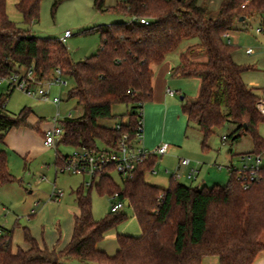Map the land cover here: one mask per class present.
Here are the masks:
<instances>
[{
    "label": "trees",
    "instance_id": "16d2710c",
    "mask_svg": "<svg viewBox=\"0 0 264 264\" xmlns=\"http://www.w3.org/2000/svg\"><path fill=\"white\" fill-rule=\"evenodd\" d=\"M64 0H53L56 8ZM220 0L216 14L210 16L206 0H115L105 7V0H92L100 12H115L128 22L94 25L82 30L99 35L97 51L82 61L73 62L59 39L35 37L28 28L11 21L5 11L6 0H0V77L31 67L35 77L50 78L55 70L72 80L66 99H74L81 108L77 117L60 122L59 142L72 147L98 149L97 144L115 147L121 133L100 121L116 120L111 112L114 104H129L133 108L147 102L152 93L153 64L161 63L168 53L190 38L179 56V63L170 70L171 77L197 78L195 96H182L181 111L186 124L195 125L200 134L201 149L216 129L228 125L225 142L248 135L250 153L264 152L258 126L264 115L256 108L259 97L245 84L241 74L247 69L232 60V47L224 38L237 20L260 15L264 30V0ZM41 0H15L22 21L30 26L39 16ZM132 18H145L140 24ZM0 100V143L12 128L26 127L30 109L23 107L17 114L5 108ZM121 131L132 134L135 111L126 113ZM245 125V129L243 126ZM221 136V137H222ZM149 156L123 179L121 187L108 172L88 186L72 191L77 207L73 216L69 241L57 249L41 247L23 229L27 247L15 251L10 246L11 231L2 228L0 264H65L68 259L96 264H201L203 257L215 256L219 264H251L264 252V167L259 179L242 188L238 173L229 171L223 186H195L178 183L170 175L168 185L159 187L145 181L158 160ZM107 170H109L107 168ZM9 172L7 155L0 150V186L14 182ZM109 198L117 194L127 201L140 228L133 237L117 234V250L108 255L97 244L104 234L125 219L122 211L111 212L94 219L89 190Z\"/></svg>",
    "mask_w": 264,
    "mask_h": 264
},
{
    "label": "rangeland",
    "instance_id": "374dc122",
    "mask_svg": "<svg viewBox=\"0 0 264 264\" xmlns=\"http://www.w3.org/2000/svg\"><path fill=\"white\" fill-rule=\"evenodd\" d=\"M219 1L206 0L210 16L216 14ZM52 2L53 0H41L38 19L30 26L23 23L20 12L14 6L15 0H6L5 11L11 21L21 28H28L30 34L35 37L59 39L65 30L70 31L71 36L65 39L64 46L73 62L82 61L94 54L100 44L97 33H84L82 30L94 25L128 22V18L122 14L97 11L93 7L92 0H64L56 8L52 7ZM114 3L115 0H105L104 5L108 7ZM255 28H261L260 15L235 21L224 39L229 40L228 43L232 47V60L238 65L247 67L241 74L243 82L252 88L256 96L264 100V36L261 33L256 34ZM188 42H197V38L183 40L170 58H175L178 52L183 51ZM246 49H250L251 53H245ZM51 78L65 80L64 84L54 83L49 86L50 100L53 97L60 100L56 105L47 100L32 98L16 88L4 99L6 110L10 113L17 114L23 107L30 109L26 119L28 126L13 128L7 132V138L14 136V144H17V141L22 143L25 150L23 154L19 155V152L10 148L6 142L0 143V150L7 153L8 170L16 179L14 182L0 186V225L12 231V241H22V230L28 229L37 243L44 248L54 243L56 232L59 242L64 241L65 224L71 221L76 212L72 191L91 182L88 174L61 173L56 169V153L62 156L70 155L75 151V147L61 143H57L56 146L44 144L42 133L51 123L56 112H59V119L67 114L71 117L81 114V108L76 105L75 100L66 99L67 92L73 84L72 80L55 74ZM186 79L181 89L170 87L172 91H177L171 99L176 103V108H170L165 128L161 126L158 132L167 139L178 140L165 141V143H172L175 149L180 147L181 153L158 160L153 170L145 174L147 182L163 188L168 185L170 177L164 169L169 171L175 169L177 157L190 159L196 165L199 163L201 168L199 180L204 173L210 176L218 173L216 174L218 176H212V180L223 177L226 181L229 176L228 167L231 165L240 168L241 155L252 151V142L248 135H243L233 142L221 141V136L229 133L228 125L216 129L207 140V148L201 149L199 132L192 123L186 127V117L181 111L179 97L191 98L192 95L189 93L198 89L194 80ZM6 90L7 82H0V100ZM131 110L136 109H132L129 104H114L111 106V112L120 115V118L100 121V123L107 126L118 121L124 123L127 121L126 113ZM178 111L179 119L173 116ZM257 131L264 140V124H260ZM97 146L102 148L103 144L98 143ZM110 175L114 183L121 187L122 179L113 171ZM176 181L195 187L198 180L190 181L181 176ZM53 189H61L63 192L57 201L50 198ZM84 189L86 193L88 188ZM89 195L93 218H103L109 213L112 199L106 195H98L93 187L89 190ZM120 211L125 215V219L108 230L97 244L98 248L102 247L101 250L108 255H113L117 250L115 241L117 234L133 237L140 235V228L131 209L124 205ZM260 239L264 241V234ZM65 264L96 263H81L76 259H68Z\"/></svg>",
    "mask_w": 264,
    "mask_h": 264
},
{
    "label": "built area",
    "instance_id": "2783aa9c",
    "mask_svg": "<svg viewBox=\"0 0 264 264\" xmlns=\"http://www.w3.org/2000/svg\"><path fill=\"white\" fill-rule=\"evenodd\" d=\"M250 0H244L241 4V7H244ZM138 21L140 24H147L145 18H132ZM254 32L256 34L261 33L264 36V30L262 28H255ZM70 31L65 30L63 36L59 39L60 42L64 43L65 38L70 35ZM228 41V40H227ZM245 53H251L250 49H246ZM54 74L60 76L59 71L55 70ZM7 82V90H13L14 88L22 91L26 95L32 98H38L41 100H47L53 104H58L59 99L53 97L50 100L49 95V86L54 83H65V80L61 78H48V79H39L35 77L34 72L31 67L25 68L12 72L11 74L0 77V82ZM165 93L172 97L174 96V91L169 88L165 89ZM142 103L135 110V125L134 130L131 133L128 131H121L122 124L126 122H115L111 127L113 130L121 133V136L115 147H109L108 145H103L102 148H84L77 147L70 155H59L57 154L56 169L57 171L70 172L74 174H88L91 178L90 183H85L84 186L88 187L92 185L93 182L97 181L98 177L103 172L111 171L115 172L122 180L131 177L132 172L135 168L144 162L149 156L160 157L166 153L168 144L161 142L153 149H145L143 147V117H142ZM258 112L264 115V100L259 99L256 104ZM59 112H56L55 116L52 118L50 126L43 132L44 144L47 146H56L59 142V138L62 134V129L60 122L64 118H71L70 114L59 119ZM221 141L225 142V136L221 137ZM264 143V140H263ZM253 154V155H251ZM241 167L237 168L235 166H229L228 172L234 170L238 173L237 179L241 180V185L243 189H246L249 184L253 181H257L259 177L257 176L258 171L261 167H264V152L261 153H246L241 155ZM190 160L187 158H180L178 160L177 168L171 174L174 179H177L182 176L179 171V167H188L186 173V178L192 181L197 172L195 166L189 167ZM107 168L109 170H107ZM63 194L61 189H53L50 194V198L57 201L60 196ZM112 203L109 210L111 212H116L121 210L124 206V201L119 199L117 194H114L112 197ZM2 226L0 225V235L3 234Z\"/></svg>",
    "mask_w": 264,
    "mask_h": 264
},
{
    "label": "crops",
    "instance_id": "0c3cea01",
    "mask_svg": "<svg viewBox=\"0 0 264 264\" xmlns=\"http://www.w3.org/2000/svg\"><path fill=\"white\" fill-rule=\"evenodd\" d=\"M62 36L63 35H61L59 37V39ZM70 36H71V34L68 37H70ZM68 37H66V38H68ZM194 43H196V42H188L185 45L183 51H185V49L189 45H192ZM183 51L178 52V54L176 55L175 58H170V56L173 55V51H172L171 53H168L165 56L164 60L161 63L153 64L151 66V69H152V79H151L152 93H151L150 99L147 102H145L142 106L143 147L145 149H148V150L153 149L155 146H157L161 142H165V141L166 142H177L178 141V140L175 141L172 139H167L166 136H160L158 132H159V129L161 128V126H163L165 128L166 120L168 118V114H169L168 112H169L170 108H174V109L176 108V103L171 99L175 96V93H177V91L174 90L175 91L174 96L170 97L165 93V89L166 88L170 89V87H173V86H175L174 88H180L181 89L182 88L181 86L187 80L186 78H175V77H171V75H170V70L179 63V56ZM190 80H194V83L196 84V86L199 84V81L197 78H191ZM197 90H194L193 92L191 91L189 94L192 95V97H193L196 95ZM180 97H181V99H180ZM180 97H179V99L182 100V96H180ZM5 108H6V106H5ZM173 116L174 117L176 116L179 119V111L176 112ZM49 126H50V124L48 125V127ZM48 127H46L45 129H47ZM186 127H187V124H186ZM18 128H20V127H18ZM7 134L8 133H6L3 142L8 143L10 148H12L14 151H18L19 155H22L23 152L25 151L22 147V143L20 141H17V144H14V142H13L14 136L7 138ZM42 136H43V133H42ZM6 138H7V141H6ZM177 149H178V151H177ZM177 149H175V146L172 143L171 144L168 143V148H167L166 153L163 154L162 156H160L158 158V160L161 161L163 158H165V156H170L173 154L181 153L180 147ZM6 155H7V153H6ZM179 159L180 158L177 157L175 169L177 168V164H178ZM158 160L154 164V167L156 166V164H158ZM197 165H196V163L193 164V162L190 160L189 167L195 166V168L197 170L195 177L193 179L195 181L198 180L196 186H207V187L212 186V185L223 186L226 183L227 180L224 181L225 179H223V177H221V179L212 180L214 176H218V175H216L218 173H215L214 175H212L213 177L208 175L207 173H204L201 175L200 180H199V174H200L201 168L199 167V163H197ZM7 166H8V162H7ZM175 169H173L172 171H169L168 169L165 168L164 172L169 173L171 175L175 171ZM178 169H179L180 173L182 174V176H184L186 178V173L188 171V167H186V166L185 167H179ZM228 169H229V167H228ZM197 177H198V179H197ZM145 181H146V179H145ZM156 186H158V185H156ZM76 213H77V207H76V212L73 214V216ZM73 216H72L71 221L69 223L66 222V224H65L66 236H65L64 241L59 242V240H58L59 237H57V232H56L55 241H54V243H52V245L50 247H48V249L53 248V247H56L57 249L62 248L69 241L70 236H71V231H72ZM1 226L4 227L6 230H9L5 226H3V225H1ZM22 234H23V230H22ZM11 235H12V231H11ZM10 246H11V249L13 251H15L18 248H22V249L26 248L27 243L23 240V237H22V241H12V236H10ZM97 248H98V245H97ZM100 248L102 249V247H100ZM201 264H219V263H218L217 257L207 256V257L202 258ZM251 264H264V252H261Z\"/></svg>",
    "mask_w": 264,
    "mask_h": 264
},
{
    "label": "water",
    "instance_id": "95a60500",
    "mask_svg": "<svg viewBox=\"0 0 264 264\" xmlns=\"http://www.w3.org/2000/svg\"><path fill=\"white\" fill-rule=\"evenodd\" d=\"M180 99H181V97H180ZM243 128H244V129L246 128L245 125L243 126ZM124 205H125V206L128 205L127 201H124Z\"/></svg>",
    "mask_w": 264,
    "mask_h": 264
}]
</instances>
